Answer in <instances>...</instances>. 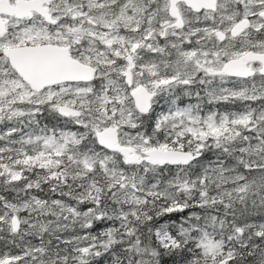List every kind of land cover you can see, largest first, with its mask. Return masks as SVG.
Returning <instances> with one entry per match:
<instances>
[{"label":"snow or ice","instance_id":"6c2138e0","mask_svg":"<svg viewBox=\"0 0 264 264\" xmlns=\"http://www.w3.org/2000/svg\"><path fill=\"white\" fill-rule=\"evenodd\" d=\"M0 264H264V0H0Z\"/></svg>","mask_w":264,"mask_h":264}]
</instances>
